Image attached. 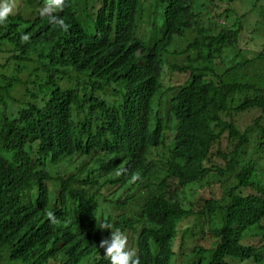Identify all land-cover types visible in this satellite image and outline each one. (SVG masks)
<instances>
[{"label":"trees","instance_id":"16d2710c","mask_svg":"<svg viewBox=\"0 0 264 264\" xmlns=\"http://www.w3.org/2000/svg\"><path fill=\"white\" fill-rule=\"evenodd\" d=\"M43 7L24 0L0 24V264H110L98 219L135 238L141 264H166L179 236L170 216L149 228L165 199L156 185L223 141L243 160L222 195L254 200L253 221L227 242L241 262L264 264V0H66L55 15L67 31ZM85 9L97 31L84 29ZM150 24L159 34L149 40ZM190 28L195 44L184 45ZM246 110L261 115L244 128Z\"/></svg>","mask_w":264,"mask_h":264},{"label":"clouds","instance_id":"9594fccd","mask_svg":"<svg viewBox=\"0 0 264 264\" xmlns=\"http://www.w3.org/2000/svg\"><path fill=\"white\" fill-rule=\"evenodd\" d=\"M14 6V0H0V24H5L8 17L13 14ZM108 6L110 7V5ZM65 7L66 0H44L41 15H48L51 24L59 25L64 31H67L68 25L65 21L55 15V13L63 11ZM86 12L85 9L80 16V19L86 23L81 22L84 29L90 33L91 31H97V26L90 25L86 18ZM149 29L153 30V32L146 34L149 40L159 34V31L154 30L152 24L147 26L146 32ZM190 29H187L184 35L179 38L184 45L195 44L194 39L197 36V31ZM29 39L28 34L21 36V42H28ZM248 98V100H245L244 105L252 102V98ZM238 102L240 105L244 100L242 102L238 100ZM251 112L256 116L261 115L259 110H246L240 115V122L243 123L244 128L250 124L248 117L251 120L253 119ZM73 118L76 119L77 114ZM257 128H253L252 132ZM172 144L173 142H171ZM229 150L232 154L234 152L232 159L228 156ZM144 151H147V149H144ZM205 151H208L206 157L203 153L200 154V160L191 158L180 164L178 169L180 175H177L176 178H168L164 181L166 174L162 176L161 183L156 186L159 187V191L162 188L165 190V199L163 202L158 203V206L147 215L149 228H154L160 232L162 229L159 227V222L170 216L174 225L173 228L178 230L177 235L179 237L176 236L172 249L165 246L163 255L166 264H256L251 259L241 262L238 258L237 248L227 242L231 241L228 236L230 233L235 232V228H242L243 224L252 222L254 218L253 211L247 217L244 213L247 205L253 207L251 201L254 200L251 199V196L242 195L238 197L237 201L231 200L230 203L222 195L225 189L235 187L237 180L239 181L241 170L230 172V169L237 166V161H241L243 156L239 153L240 149L238 147L235 150L233 148L229 149L228 142L223 141L222 144H215L212 147L209 145ZM171 162L174 164V160H171ZM160 170L161 168L158 169L156 175L163 172ZM123 171H126V169L117 171V175H121ZM131 179L134 182L138 179V176L134 174ZM184 183H187V185H184ZM53 188V192L59 190L56 185ZM118 193H116L117 196ZM239 199H245V202L242 203ZM144 201L145 198L139 192L130 201L129 207L132 210L139 209L141 211ZM209 203H213L216 209L212 210ZM234 209L238 211V218H235L233 214ZM104 212L106 213L105 210ZM47 217L51 223H57L53 212L48 211ZM75 218V216L69 217L71 224L75 222ZM98 220V226L95 228L100 227L105 230L100 238L99 247L105 249L104 257L110 260V264H141L139 256L141 250L134 243L135 238L127 231L122 233L117 228L112 229V225L107 223V219ZM252 231H254V235L259 234L260 237L262 236L257 232V229ZM150 241L151 239L147 236L143 247L149 244ZM251 241L254 242V239L249 240V242ZM156 244L158 243L156 242ZM132 245H136V247L133 248ZM257 264H261V260Z\"/></svg>","mask_w":264,"mask_h":264},{"label":"rangeland","instance_id":"374dc122","mask_svg":"<svg viewBox=\"0 0 264 264\" xmlns=\"http://www.w3.org/2000/svg\"><path fill=\"white\" fill-rule=\"evenodd\" d=\"M23 2H24V0H14V8H18L20 5H22L23 4ZM256 35L257 36H259L257 33H256ZM258 42H262L263 41V38H257L256 39ZM258 46H255V48H254V52H257V50H258ZM239 102L237 101V102H235V104H238Z\"/></svg>","mask_w":264,"mask_h":264}]
</instances>
